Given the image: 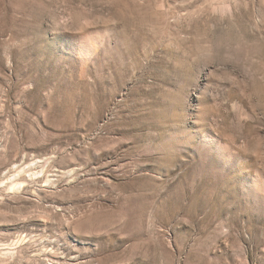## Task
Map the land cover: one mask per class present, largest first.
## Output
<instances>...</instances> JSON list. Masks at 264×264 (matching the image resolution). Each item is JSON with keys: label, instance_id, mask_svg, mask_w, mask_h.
Wrapping results in <instances>:
<instances>
[{"label": "rangeland", "instance_id": "374dc122", "mask_svg": "<svg viewBox=\"0 0 264 264\" xmlns=\"http://www.w3.org/2000/svg\"><path fill=\"white\" fill-rule=\"evenodd\" d=\"M0 264H264V0H0Z\"/></svg>", "mask_w": 264, "mask_h": 264}]
</instances>
